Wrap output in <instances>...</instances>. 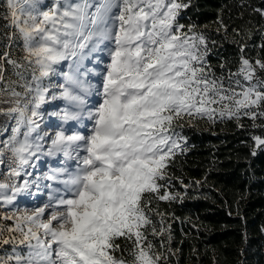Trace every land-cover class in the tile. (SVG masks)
<instances>
[{"label": "snow or ice", "instance_id": "obj_1", "mask_svg": "<svg viewBox=\"0 0 264 264\" xmlns=\"http://www.w3.org/2000/svg\"><path fill=\"white\" fill-rule=\"evenodd\" d=\"M7 4L23 39L24 59L39 69L38 75L32 74L35 88H27L34 93L29 102L31 116L27 104L12 110L18 113L17 126L5 142L16 163L11 175L18 176L39 148L31 133L32 117L38 115L48 92L43 78L61 61L82 55L93 41V48L109 42V63L98 92L101 99L87 112L91 127L85 125L83 133L72 135L60 130L51 140L49 155L76 152V170L61 181L65 194L50 195L48 203L32 215L14 217V227L7 230L20 233L22 239L11 237L3 243L25 245L28 251L21 254L14 247L8 261L129 264L114 255L120 247L116 241L123 238L132 244L131 264H160L163 254L154 251L147 228L151 227L154 236L165 229L157 231L149 215L151 201L145 195L176 199L167 191L161 195L164 185L158 183L166 179L171 159L181 150L182 137L175 127L182 125L176 121L185 116L209 120L217 115L236 119L245 115L253 120L264 116L259 111L264 104V91L260 90L264 81L251 83L256 69L244 58L239 70L229 77L235 87H224L222 78H213L205 59L206 38L192 27L183 31L184 25L177 21L180 11L189 7L183 0H53L43 10L40 0H7ZM8 63L22 67L15 60ZM256 64L264 69V63L258 60ZM63 76L60 92L52 99L79 109L84 100L76 90H84L83 82L72 73ZM232 76L243 77L248 83L233 81ZM79 118V111L64 110L61 116L65 122ZM254 139L257 146L264 145V139ZM7 187L0 184V190ZM27 187V181L22 187L13 185V194L0 192V200L10 204ZM46 209L51 211L43 222Z\"/></svg>", "mask_w": 264, "mask_h": 264}, {"label": "trees", "instance_id": "obj_2", "mask_svg": "<svg viewBox=\"0 0 264 264\" xmlns=\"http://www.w3.org/2000/svg\"><path fill=\"white\" fill-rule=\"evenodd\" d=\"M183 2L189 7L177 21L183 31L192 27L206 38L205 59L213 78L230 82L244 58L256 69L253 81H264V69L256 64L264 63V0ZM25 56L7 2L0 0L2 88L32 87L33 66ZM259 111L264 112V104ZM176 124L182 125L175 127L181 150L171 159L166 179L158 181L164 185L160 194L167 191L176 199L145 195L157 231L165 229L154 236L147 228L154 251L163 254L160 264H264V145L254 139H264V116H185ZM116 243L120 247L114 255L131 264V242L120 238Z\"/></svg>", "mask_w": 264, "mask_h": 264}, {"label": "rangeland", "instance_id": "obj_3", "mask_svg": "<svg viewBox=\"0 0 264 264\" xmlns=\"http://www.w3.org/2000/svg\"><path fill=\"white\" fill-rule=\"evenodd\" d=\"M7 2V0H6ZM53 0H40V8L43 10L51 6ZM8 5V4H7ZM9 9V7H8ZM10 13V25L17 34L22 49L23 39L17 28L12 23V15ZM93 44H96L93 41ZM90 44L88 48L83 51V54L75 58L61 61L60 64L55 65V71L48 77L43 78L42 85L48 88L46 93L45 103L37 109L38 115L32 117L34 121L33 131L31 133V140L34 144H38L39 148L36 154L29 160V163L24 165L20 170L18 176L11 175V170L16 167L15 158L12 152L5 147V142L13 135V129L17 126L18 113L13 112V109L24 108L28 105L27 115L31 116V103H29L33 96V92L27 91L28 85L21 89H4L0 86V184H6V189L0 190L4 195L11 196L12 186L22 187L25 181L28 182V187L16 194L15 199L10 204H5L0 200V260L5 261V264H14V261H8V257L13 254L12 250L15 247L21 254L27 253L28 249L25 245L20 244H4V239L15 237L17 241L22 239L20 233L9 232L7 229L14 227L17 215H32L36 209L44 207L48 203L49 196L53 195L59 197L65 194V186L61 183L66 179L69 173L76 170V152L65 154L64 151H55L49 155V149L52 147L51 140L55 137L57 131L64 130L66 135H72L76 132L83 133L85 125L91 127L87 112L92 107L93 103L100 100L98 92L102 90V75L109 57L107 55L106 47L108 41H102L95 48ZM26 54V52H25ZM27 55V54H26ZM33 72L39 74V69L34 64ZM71 66V67H70ZM32 72V73H33ZM63 73L75 74L84 85V90L77 89L84 104L76 109L75 106L69 105L62 99H52L53 94H59V85L64 83ZM240 79L242 84H247L243 77H233ZM32 88H35V83L31 80ZM253 84L256 82L252 80ZM224 87H235L234 83H223ZM239 90V89H237ZM18 93L19 95H14ZM64 110L79 111L80 118L78 120H69L67 122L61 119ZM57 113V115H53ZM26 129H22L24 131ZM22 138V137H21ZM84 153L81 151L80 153ZM52 177V179H49ZM23 201L19 202L18 199ZM30 201H35V204L28 205ZM25 206L27 209H23ZM51 209H46L43 222L49 219L48 213ZM5 217H13V219H5ZM42 232V230H39Z\"/></svg>", "mask_w": 264, "mask_h": 264}, {"label": "bare ground", "instance_id": "obj_4", "mask_svg": "<svg viewBox=\"0 0 264 264\" xmlns=\"http://www.w3.org/2000/svg\"><path fill=\"white\" fill-rule=\"evenodd\" d=\"M18 201H19V202H22L23 199H22V198H19ZM27 204L31 206V204H35V201H30V202L27 203ZM23 209L25 210V209H27V208H26L25 206H23Z\"/></svg>", "mask_w": 264, "mask_h": 264}]
</instances>
